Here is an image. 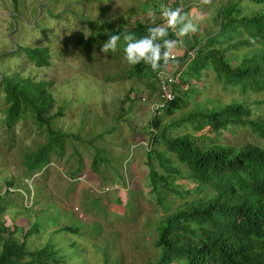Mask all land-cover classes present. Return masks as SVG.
Segmentation results:
<instances>
[{
    "label": "rangeland",
    "instance_id": "1",
    "mask_svg": "<svg viewBox=\"0 0 264 264\" xmlns=\"http://www.w3.org/2000/svg\"><path fill=\"white\" fill-rule=\"evenodd\" d=\"M174 1L165 5V0H18L16 8L13 0H0V84L16 75L50 83L56 101L49 112L53 127L72 136L64 141L63 155L54 153L48 163L29 168L25 155L46 143L47 133L29 115L10 127L6 118L9 103L0 87V204L8 206L0 222L8 228L22 227L19 241L37 225L27 239L28 250L50 243L64 253L63 264L158 262L161 250L155 247V227L197 195L196 185L179 179L178 189L184 196L162 193L166 200L158 203L147 165V127L158 101V81L130 75L133 65L125 59L122 43L118 42L115 52L102 51L108 29L94 33L97 43L88 38L103 23L129 28L153 14L150 24L167 28L162 11ZM232 3L249 8L247 14L263 7L249 0H179L176 8L197 24V30L181 37L179 24L170 28L181 45L194 41L193 34L206 41L219 31L222 12ZM29 46L49 47L51 65L38 67L29 61L22 52ZM173 52L178 57L183 53L177 45ZM171 66L178 68L169 64L152 70L167 72ZM206 73L203 83L193 81L186 86L190 96L183 107L164 118L170 134L193 132L189 124L179 122L213 99L222 104L252 103L253 117L264 112V92L244 94L238 88H225L216 81L214 71ZM220 143L264 147L248 128L224 132ZM98 151L104 162L94 168ZM188 189L192 193L187 194ZM64 226L78 231L58 232Z\"/></svg>",
    "mask_w": 264,
    "mask_h": 264
},
{
    "label": "trees",
    "instance_id": "2",
    "mask_svg": "<svg viewBox=\"0 0 264 264\" xmlns=\"http://www.w3.org/2000/svg\"><path fill=\"white\" fill-rule=\"evenodd\" d=\"M169 1L165 0V5ZM249 1L263 7L247 14L249 8L232 3L222 12L219 31L206 41L193 34L194 41H182V46L170 26L166 28V36L160 38L161 43L164 39L176 40L183 53L175 60L167 58L160 62L159 68L169 64L178 66L176 75H180L181 84L173 85L175 98L164 108L152 110L153 117L148 123L147 165L152 192L160 205L166 200L162 193L183 197L177 183L182 179L196 185L197 195L181 203L166 216L163 224L155 227V247L161 250L156 264H264V147L254 143L243 146L220 143L223 133L235 128H248L264 142V112L253 117L252 103L222 104L221 100L213 99L198 105L179 122L189 124L196 133L172 135L168 132L169 125L164 123V118L180 110L184 99L190 96L186 86L193 81L203 83V74L209 70L216 73V81L225 88H238L244 94L264 92V0ZM13 2L17 8L18 0ZM178 4L176 0L167 7L176 8ZM154 15L144 22L136 21L129 28H112L103 23L93 29L88 40L97 43L94 33L105 29L109 30L106 40L116 33L121 37L126 32L136 37L147 35L148 28L159 25L150 24ZM119 43L126 42L121 39ZM22 52L38 67L51 65L49 47L29 46ZM130 75L158 81L157 73L143 61L133 65ZM1 86L9 103L8 125L12 127L29 115L48 136L46 143L25 155L27 166L32 169L43 161L48 163L54 153L63 155L64 141L72 136L53 127V116L49 112L56 101L50 83L16 75L3 79ZM153 90H156L154 85ZM157 96L158 101L153 106L160 100L158 90ZM27 156H30L29 164ZM102 162L104 159L98 151L94 168ZM7 184L13 185L11 181ZM7 208L0 204V214ZM35 231L37 225L29 228L19 241L17 234L23 232L22 227L8 228L0 222V264H63L64 253L50 243L41 249H27V239ZM62 231L78 230L64 226L58 230Z\"/></svg>",
    "mask_w": 264,
    "mask_h": 264
},
{
    "label": "clouds",
    "instance_id": "3",
    "mask_svg": "<svg viewBox=\"0 0 264 264\" xmlns=\"http://www.w3.org/2000/svg\"><path fill=\"white\" fill-rule=\"evenodd\" d=\"M162 15L166 17L168 26L175 28L177 24L180 25L178 35L181 37L197 30V24L192 19L182 15L179 8H164ZM147 31V35L140 37H136L131 32H126L123 37L119 33L111 34L103 43L102 51L104 53L115 52L119 46L118 42L123 39L126 42L123 48L124 57L129 64L135 65L143 61L149 64L152 69H158L161 60H167L171 55L177 41L164 39L161 43L160 38L167 34V29L162 26L150 27Z\"/></svg>",
    "mask_w": 264,
    "mask_h": 264
},
{
    "label": "built area",
    "instance_id": "4",
    "mask_svg": "<svg viewBox=\"0 0 264 264\" xmlns=\"http://www.w3.org/2000/svg\"><path fill=\"white\" fill-rule=\"evenodd\" d=\"M177 54L172 51L171 55L168 57L170 60H175L177 58ZM176 70L173 67H170V70L165 72L159 70L158 72V95L159 102L153 106V110L161 109L166 106L167 103L172 101L175 98V92L173 90V85L178 83L180 75H176Z\"/></svg>",
    "mask_w": 264,
    "mask_h": 264
},
{
    "label": "crops",
    "instance_id": "5",
    "mask_svg": "<svg viewBox=\"0 0 264 264\" xmlns=\"http://www.w3.org/2000/svg\"><path fill=\"white\" fill-rule=\"evenodd\" d=\"M158 69H159V68H158ZM158 72H159V70L156 71L157 75H158Z\"/></svg>",
    "mask_w": 264,
    "mask_h": 264
}]
</instances>
